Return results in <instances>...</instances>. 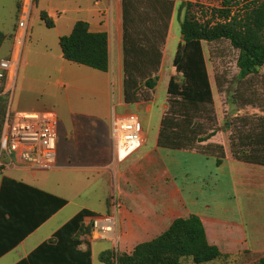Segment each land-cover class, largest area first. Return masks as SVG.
Instances as JSON below:
<instances>
[{"label":"trees","instance_id":"obj_1","mask_svg":"<svg viewBox=\"0 0 264 264\" xmlns=\"http://www.w3.org/2000/svg\"><path fill=\"white\" fill-rule=\"evenodd\" d=\"M14 1L20 13L23 0ZM174 1L180 2L178 16L184 10L179 20L183 45L177 46L172 60V71L179 74L182 81L177 82L175 76L168 79L166 93L170 105L160 121L157 146L193 150L214 132L201 137V127L196 124L203 108L213 103L202 43L228 41L238 51L239 77L243 79L256 73L264 66V0H223L221 8L212 10L216 22H200L190 12L191 4L184 0H121L122 100L126 105L150 101L148 92L154 91L155 82L159 81L162 47ZM238 5H242L241 10L233 13V7ZM39 18L46 28L54 27L46 13H40ZM3 42L4 34L0 31V48ZM58 43L65 61L108 72L106 33H91L86 22L77 21ZM7 108L8 98L4 94L0 96V136ZM213 148L219 152L216 160L219 165L224 157L223 149L221 146ZM245 153L232 152V155L238 161L264 166V145ZM64 205L62 199L3 177L0 255L17 246ZM96 217L99 216L81 210L63 224L52 239L41 243L16 264H92L91 250L84 237L91 235V221ZM82 245L86 248L82 249ZM221 257L223 253L208 242L199 217L192 214L175 219L164 232L137 244L130 253L106 251L100 255V260L103 264H180L190 259L194 264H204ZM256 264H264V259Z\"/></svg>","mask_w":264,"mask_h":264},{"label":"crops","instance_id":"obj_2","mask_svg":"<svg viewBox=\"0 0 264 264\" xmlns=\"http://www.w3.org/2000/svg\"><path fill=\"white\" fill-rule=\"evenodd\" d=\"M108 11H111V16L112 14L115 16V21L108 20L106 16ZM61 15L68 20L63 22L69 25L71 30L75 22L83 21L88 24V30L91 33H106L108 43L111 41L116 45V57L113 54L115 49L112 51V57L109 51L108 72H100L71 62H68L69 65L64 68L66 87L77 92L79 91L77 86L81 85L82 89L99 97V100L82 105L65 103L67 106L64 108V114L60 115V119L65 121L67 130L61 133L59 144H57L55 169L48 172H33L19 163L9 164L5 161L0 173V184L2 178L6 177L62 199L65 205L17 246L1 254L0 264H16L26 258L41 243L52 239L53 234L81 210L90 211L97 216L113 213L116 216L115 242L107 240L105 243H97L98 241H93L90 236L84 237L91 250L92 264H103L100 255L106 251L130 253L137 244L148 242L164 232L175 219L192 214L199 217L208 242L215 245L220 252L233 254L238 247L247 246L246 232L240 218L238 222H232L212 214L194 213L188 207L182 188L176 184L168 166V155L169 151H175L214 159L213 186L217 187L222 178L225 179L229 190L226 205L236 210L239 217L256 215L259 206L263 205L264 196L260 195L259 191L264 193V166L236 160L228 148V140L224 141L219 133L213 134L208 140L200 143L206 148L212 147L210 148L212 153L206 149L198 152L196 149L158 148L157 138L160 121L167 107L166 101L160 110L155 134L146 132L141 123L143 130L141 147L127 160L118 163L115 145L110 134L112 114L137 115L136 112L129 110L130 105L124 104L122 100L121 0H66L62 4V10L55 15L49 14V18L54 20L55 25V20ZM12 46L13 43L8 45L9 51L5 57L10 54ZM163 60L158 72L159 80L163 74ZM115 78L119 92L118 110L113 104L108 103L107 94L108 82L109 80L113 82ZM13 82L14 80L9 82L8 91L13 86ZM151 93L153 94V90ZM149 102H140L134 104V107L135 109L144 107L145 112L149 113L151 110ZM150 135L153 136L152 144L148 146ZM213 146H221L223 149L224 157L219 165L216 163L219 152ZM69 175L86 177L84 178L86 182L76 187L72 180L69 189L65 192L57 190V176L59 180H62ZM75 189L81 190L80 197L85 196L86 193L88 195L92 190L100 191V203L105 206L106 212L99 213L90 206L83 205L82 202H76L73 194L68 193L69 190L73 193ZM213 205L216 206L214 201L205 207L210 209ZM238 205L243 208H236ZM67 209L68 215L59 220ZM54 223L55 225L52 226ZM85 224H87L86 221ZM110 243H112L111 248L107 247ZM81 248L85 249L86 245H82Z\"/></svg>","mask_w":264,"mask_h":264},{"label":"rangeland","instance_id":"obj_3","mask_svg":"<svg viewBox=\"0 0 264 264\" xmlns=\"http://www.w3.org/2000/svg\"><path fill=\"white\" fill-rule=\"evenodd\" d=\"M65 1L34 0L28 19L26 37L22 45L21 59L13 86L7 93L8 106L12 111H54L58 115L57 144H59L61 133H65L67 130L65 121L60 119V115L64 114V108L68 104L82 105L99 100V97L82 89L81 85L77 86L79 90L77 92L69 89L70 87H66L64 68L69 64L61 57L58 40L70 33L71 27L63 22L68 20H65L64 15H61L55 20L54 28L48 29L39 18L40 13H46L48 17L49 14L55 15L62 10V4ZM222 1L184 0V2L191 4L190 12L200 22H216L217 19L212 14V10L221 8ZM241 6H234L233 13H239ZM179 7L180 2L174 1L173 14L165 44L162 47L163 74L159 82L158 80L155 82L156 87L153 94L148 92L149 104H151L150 112H145L144 107L138 109H135L134 105L128 107L132 112H136L144 130L150 132L151 135L156 132L160 110L165 101L167 104L166 110L170 105L166 93L168 79L175 76L177 82L181 83L182 81L181 76L174 74L172 71V60L177 46L179 44L183 45L179 20L182 18L184 10L178 16ZM106 16H108L109 21L110 19L115 21V16L113 14L111 16V11H108ZM18 18L19 11L15 1L0 0V31L4 34V42L0 48V58L6 56L9 51L8 45L10 46L13 43ZM108 44L110 57H112L114 49L113 54L116 57V45L112 44L111 41ZM202 47L213 103L211 106H205L199 118L196 119V124L201 127V137L212 135L211 131H214L213 134L219 133L223 136L224 141L228 140V148L236 153L246 152L245 154H247L253 147H263L264 66L258 68L256 73L242 79L238 75L236 66L238 51L234 50L228 41L203 42ZM170 71L172 72L169 76ZM107 94L108 103L113 104L118 110L119 92L116 78L113 82L109 80ZM151 135L147 142L148 146L152 144L151 138L153 136ZM195 147L198 152H202L203 149L211 152L210 148H212H206L201 144H196ZM213 160L212 158H203L175 151H169L167 160L176 184L182 188L185 202L194 213L212 214L232 222H238L239 218L242 220L246 232L247 246L238 247L233 254L223 253V257L204 264H256L260 259H264V201L263 205L259 206L256 215L239 217L236 210L226 205L228 204L229 190L225 179L222 178L217 187L213 186ZM5 161L7 163V155L0 151V173L4 168ZM67 177L59 180L57 176V190L65 192L69 189L72 180H74L76 187L86 182L84 181L86 177L71 175ZM80 192V189H75L73 193L70 190L68 191L69 194H73L76 202H82L83 205L90 206L99 213L106 212L105 206L100 203V191L94 192L92 190L88 194L91 196L86 193L83 197H80ZM259 194L264 196L261 191H259ZM212 201L215 202L216 206L213 205L210 209H206L205 205H209ZM236 208L242 209L243 207L238 205ZM66 211L59 220L68 215V209ZM97 241V243H105L107 240L97 239ZM107 247L111 248L112 243L107 244ZM180 264L194 263L190 259H184Z\"/></svg>","mask_w":264,"mask_h":264},{"label":"built area","instance_id":"obj_4","mask_svg":"<svg viewBox=\"0 0 264 264\" xmlns=\"http://www.w3.org/2000/svg\"><path fill=\"white\" fill-rule=\"evenodd\" d=\"M33 3L34 0H23L11 52L0 58V96L9 93L8 84L17 72ZM2 124L0 151L7 155V163H19L33 172L55 169L58 119L54 112L12 111L8 106ZM142 131L137 115L112 114L110 134L118 163L138 151L143 143ZM115 225L114 213L94 218L91 221V239L115 242Z\"/></svg>","mask_w":264,"mask_h":264},{"label":"water","instance_id":"obj_5","mask_svg":"<svg viewBox=\"0 0 264 264\" xmlns=\"http://www.w3.org/2000/svg\"><path fill=\"white\" fill-rule=\"evenodd\" d=\"M182 36V35H181ZM183 37V36H182Z\"/></svg>","mask_w":264,"mask_h":264}]
</instances>
